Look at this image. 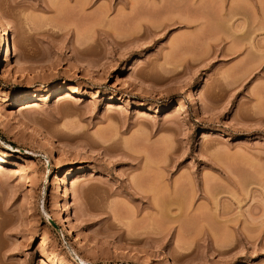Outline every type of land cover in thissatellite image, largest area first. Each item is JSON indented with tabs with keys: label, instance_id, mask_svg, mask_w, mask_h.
I'll return each mask as SVG.
<instances>
[{
	"label": "rangeland",
	"instance_id": "374dc122",
	"mask_svg": "<svg viewBox=\"0 0 264 264\" xmlns=\"http://www.w3.org/2000/svg\"><path fill=\"white\" fill-rule=\"evenodd\" d=\"M3 26L0 264H264V0H0Z\"/></svg>",
	"mask_w": 264,
	"mask_h": 264
},
{
	"label": "bare ground",
	"instance_id": "6f19581e",
	"mask_svg": "<svg viewBox=\"0 0 264 264\" xmlns=\"http://www.w3.org/2000/svg\"><path fill=\"white\" fill-rule=\"evenodd\" d=\"M7 27V26H6ZM6 27H2V35H1V39H0V45L2 46V52H1V61H6V60H9L10 57H11V52H12V47H11V44H10V34L7 30ZM89 50H91L90 48H88ZM87 50V49H86ZM88 51V50H87ZM34 97V95L32 96L31 94H25V95H19L18 98H17V102L19 104V106H23L25 104H28L30 102V100H32ZM185 104H180L178 105V110L181 111V110H185ZM48 135V134H47ZM47 140H49L50 142H53L52 141V138H50L49 136H47ZM1 164H0V168H1ZM69 175L71 174L68 173ZM67 222V221H66ZM68 234H72L71 230L69 229L68 230ZM75 240L77 242H79L78 238L76 237Z\"/></svg>",
	"mask_w": 264,
	"mask_h": 264
}]
</instances>
